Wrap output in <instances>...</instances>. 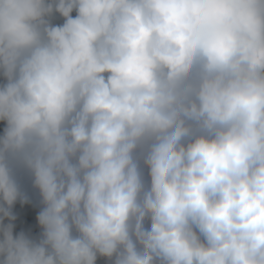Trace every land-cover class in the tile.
I'll return each mask as SVG.
<instances>
[{
	"label": "clouds",
	"instance_id": "1",
	"mask_svg": "<svg viewBox=\"0 0 264 264\" xmlns=\"http://www.w3.org/2000/svg\"><path fill=\"white\" fill-rule=\"evenodd\" d=\"M0 125V264H264V0H0Z\"/></svg>",
	"mask_w": 264,
	"mask_h": 264
},
{
	"label": "trees",
	"instance_id": "2",
	"mask_svg": "<svg viewBox=\"0 0 264 264\" xmlns=\"http://www.w3.org/2000/svg\"><path fill=\"white\" fill-rule=\"evenodd\" d=\"M75 15V13H73ZM62 19H57L56 23H62ZM36 197L33 196V203L21 206L19 203L15 206V211L18 213L17 231L31 230L33 234L38 233V225L35 220V215L39 208L36 205Z\"/></svg>",
	"mask_w": 264,
	"mask_h": 264
},
{
	"label": "built area",
	"instance_id": "3",
	"mask_svg": "<svg viewBox=\"0 0 264 264\" xmlns=\"http://www.w3.org/2000/svg\"><path fill=\"white\" fill-rule=\"evenodd\" d=\"M0 131H2V125H0Z\"/></svg>",
	"mask_w": 264,
	"mask_h": 264
},
{
	"label": "rangeland",
	"instance_id": "4",
	"mask_svg": "<svg viewBox=\"0 0 264 264\" xmlns=\"http://www.w3.org/2000/svg\"><path fill=\"white\" fill-rule=\"evenodd\" d=\"M101 264H102V262H101Z\"/></svg>",
	"mask_w": 264,
	"mask_h": 264
}]
</instances>
